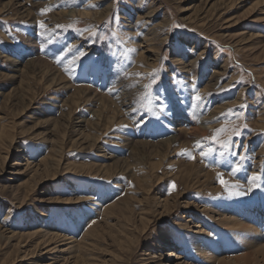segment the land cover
<instances>
[{"label": "rangeland", "instance_id": "374dc122", "mask_svg": "<svg viewBox=\"0 0 264 264\" xmlns=\"http://www.w3.org/2000/svg\"><path fill=\"white\" fill-rule=\"evenodd\" d=\"M263 18L264 0H0V264H74L51 234L78 210L88 264H216L194 243L220 242L219 212L264 211Z\"/></svg>", "mask_w": 264, "mask_h": 264}, {"label": "bare ground", "instance_id": "6f19581e", "mask_svg": "<svg viewBox=\"0 0 264 264\" xmlns=\"http://www.w3.org/2000/svg\"><path fill=\"white\" fill-rule=\"evenodd\" d=\"M60 15H62L63 18H70L76 16L87 18V17H91L92 13L86 10H76L72 8L71 10L60 11ZM150 15H152V13ZM262 20H264V18ZM207 118L209 117H206L205 120H207ZM195 125L192 126L191 129L200 133L205 132L204 129L205 125H199V124H197L198 126ZM176 138L177 137L173 135L170 138H168V141L169 140L175 141ZM28 165H30L29 162ZM107 202L108 201L105 200L103 204L105 205ZM111 208H112L111 206L107 205L106 207L104 206V208H102V211L104 214H107V211L110 210ZM259 209L262 208L259 207L258 205L253 204V205L235 206V207H231L229 210L226 209L225 212L224 211L219 212L218 214L219 216L215 218V225L212 228L215 231H218L219 233L223 232L220 235V239L222 240V242L220 239L219 241L221 243L217 242L210 234L205 235L202 240L200 239L195 240L196 242L194 243V247L198 255L209 263L212 261L214 262V260H216L215 261L216 264H250L251 261L252 264H263L261 259H264V211L262 210L261 212V210ZM259 213H261V215H259ZM96 224L98 225L97 216L95 212H93L90 215L89 213L78 210L74 217H71L69 218L68 221H66L64 227H62L63 229L61 235H59V233L57 232L58 230L56 228H52L53 234L51 235H53L54 237L63 236V238L68 241L66 242L68 245L66 253L74 254L72 255L73 260L75 262L74 264L78 263L79 260L82 264H88L86 262V259L80 257L82 254L80 253L79 250L83 241L87 239L88 236L92 235L93 233H95V231H97ZM81 231L82 233L80 234V237L77 238V236ZM3 232L4 231L0 230V238L4 239L5 233L3 234ZM229 244H231V246H229ZM227 248L231 249L230 253H228L225 250ZM239 251H242L240 253L242 255H236V254L232 255L233 253ZM170 254H172V252Z\"/></svg>", "mask_w": 264, "mask_h": 264}, {"label": "snow or ice", "instance_id": "6c2138e0", "mask_svg": "<svg viewBox=\"0 0 264 264\" xmlns=\"http://www.w3.org/2000/svg\"><path fill=\"white\" fill-rule=\"evenodd\" d=\"M41 11H48V9H42ZM40 27L44 28L45 24L43 21H40ZM58 27H63L62 25H58ZM85 56V53L83 51H79L77 52V54L75 56H73L72 60L70 61V63H75L77 60L83 58ZM155 72V70H154ZM153 75V74H150ZM153 83H155V80H153ZM195 101L199 102L202 97L197 93L196 96L194 97ZM231 111V110H229ZM218 133H222L225 131V128H220L216 130ZM240 133L238 131L234 132V135H239ZM210 139L216 143H218L221 148L223 149V151L220 152L221 156H224L226 152L230 151L231 147H232V142H231V137H229L227 140H222V139H218L216 135H213L212 137H210ZM200 146V142H197V147ZM213 151L212 148H208L206 151L201 152L202 156H206L208 154H210ZM192 159H195V157H191ZM237 170H238V166H237ZM219 175V174H218ZM259 179V175L257 173H253L252 176L250 177V181H251V187L255 188V187H259L260 185L257 183V180ZM219 182L222 186H224V188L226 190H229V194L230 195H240L241 193L239 191H231L229 188V184L228 181H226L222 176H220L219 178ZM175 189V184L173 183L171 185L170 190H174ZM249 191H251V188H249Z\"/></svg>", "mask_w": 264, "mask_h": 264}]
</instances>
